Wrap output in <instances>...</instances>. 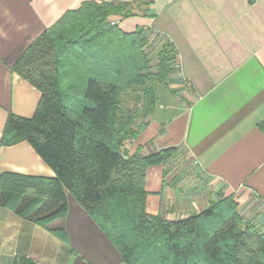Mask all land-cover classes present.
<instances>
[{
  "label": "crops",
  "instance_id": "crops-1",
  "mask_svg": "<svg viewBox=\"0 0 264 264\" xmlns=\"http://www.w3.org/2000/svg\"><path fill=\"white\" fill-rule=\"evenodd\" d=\"M90 1L132 3L135 16L111 21L176 46L177 71L158 86L150 124L125 145L130 156L178 148L189 160L148 169L147 212L175 221L233 197L242 216L264 225V0H152L148 14L135 0H0V176H55L30 143L1 145L10 115L34 117L42 97L13 67L67 11ZM68 203L55 224L68 240L0 207V264H126L72 196Z\"/></svg>",
  "mask_w": 264,
  "mask_h": 264
},
{
  "label": "trees",
  "instance_id": "trees-1",
  "mask_svg": "<svg viewBox=\"0 0 264 264\" xmlns=\"http://www.w3.org/2000/svg\"><path fill=\"white\" fill-rule=\"evenodd\" d=\"M135 3L148 14L152 0ZM135 14L132 3L85 2L16 62L13 71L42 97L34 117L10 115L1 145L30 143L55 176L4 173L0 207L68 240L55 224L72 196L126 264H264V225L242 216L233 197L175 221L147 212L148 169L180 151L130 156L125 145L150 124L177 50L148 29L125 32L111 21Z\"/></svg>",
  "mask_w": 264,
  "mask_h": 264
},
{
  "label": "rangeland",
  "instance_id": "rangeland-1",
  "mask_svg": "<svg viewBox=\"0 0 264 264\" xmlns=\"http://www.w3.org/2000/svg\"><path fill=\"white\" fill-rule=\"evenodd\" d=\"M188 157H187V155L185 154L184 155V152L182 151V152H180V155H179V157H178V160H180L178 163L179 164H181V162H183V161H189L188 159H187ZM186 178H187V180L189 181L191 178V173H190V171L187 169L186 170ZM249 219H252V218H249ZM257 219V218H256ZM258 220V219H257ZM260 223V222H259ZM262 228V227H261ZM263 229H264V226H263Z\"/></svg>",
  "mask_w": 264,
  "mask_h": 264
},
{
  "label": "built area",
  "instance_id": "built-area-1",
  "mask_svg": "<svg viewBox=\"0 0 264 264\" xmlns=\"http://www.w3.org/2000/svg\"><path fill=\"white\" fill-rule=\"evenodd\" d=\"M114 23V22H113Z\"/></svg>",
  "mask_w": 264,
  "mask_h": 264
}]
</instances>
